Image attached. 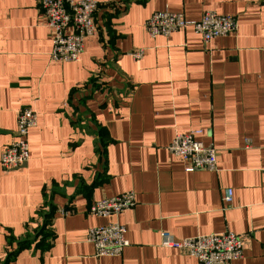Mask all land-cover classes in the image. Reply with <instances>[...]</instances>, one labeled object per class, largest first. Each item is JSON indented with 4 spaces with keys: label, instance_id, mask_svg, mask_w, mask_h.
<instances>
[{
    "label": "crops",
    "instance_id": "0c3cea01",
    "mask_svg": "<svg viewBox=\"0 0 264 264\" xmlns=\"http://www.w3.org/2000/svg\"><path fill=\"white\" fill-rule=\"evenodd\" d=\"M95 1L96 34L79 60L53 63L38 0H0V154L20 109L37 118L28 162L0 167V264H197L161 247L162 234L225 231L242 236L233 264H264V0ZM164 10L232 16L237 32L207 44L191 28L151 39L144 23ZM193 130L213 144L216 172L186 173L167 151ZM126 191L132 209L88 215ZM113 222L129 245L94 257L87 230Z\"/></svg>",
    "mask_w": 264,
    "mask_h": 264
},
{
    "label": "built area",
    "instance_id": "2783aa9c",
    "mask_svg": "<svg viewBox=\"0 0 264 264\" xmlns=\"http://www.w3.org/2000/svg\"><path fill=\"white\" fill-rule=\"evenodd\" d=\"M98 6L95 0H38L39 12L51 32V62L76 63L79 60L86 39L96 34L94 15ZM237 27L235 17L222 16L211 11L203 13L197 21H188L181 13L158 11L150 15L144 23L145 32L151 39L158 36L168 38L175 31L191 28L204 44L215 38L235 34ZM143 54L140 49L129 53V56L138 61ZM36 124V114L32 109L19 110L15 138L0 154L2 169H16L28 162V133ZM201 133L200 130L186 134L176 133L167 147L170 155L186 162V173L217 171L216 150L213 144H203L198 139ZM249 144L246 140L245 147ZM231 200L232 190L224 189L222 202L229 204ZM135 204L134 193L126 191L114 197L94 201L89 205L87 213L99 218L118 216L132 209ZM86 241L93 247L94 257L121 256L129 245L126 229L118 222L89 228ZM160 246L183 252L195 259L197 264H233L242 257V236L228 231L189 239H176L168 233H163Z\"/></svg>",
    "mask_w": 264,
    "mask_h": 264
},
{
    "label": "trees",
    "instance_id": "16d2710c",
    "mask_svg": "<svg viewBox=\"0 0 264 264\" xmlns=\"http://www.w3.org/2000/svg\"><path fill=\"white\" fill-rule=\"evenodd\" d=\"M42 230H43V228L40 229V232H39V233H42ZM43 236H45V235H43ZM23 247H24V243H20L19 246H18V248H23ZM11 256H12V255L7 256V260L10 259Z\"/></svg>",
    "mask_w": 264,
    "mask_h": 264
}]
</instances>
